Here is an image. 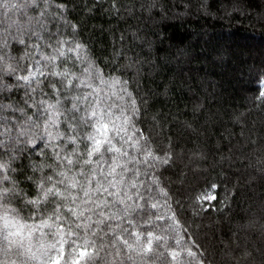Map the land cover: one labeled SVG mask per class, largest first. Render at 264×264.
I'll return each mask as SVG.
<instances>
[{"label":"trees","instance_id":"trees-1","mask_svg":"<svg viewBox=\"0 0 264 264\" xmlns=\"http://www.w3.org/2000/svg\"><path fill=\"white\" fill-rule=\"evenodd\" d=\"M68 6L95 57L124 53L105 73L147 98L143 134L107 161L119 165L120 194L103 233L151 240L137 264H264V0H89L91 15L80 0Z\"/></svg>","mask_w":264,"mask_h":264},{"label":"snow or ice","instance_id":"snow-or-ice-1","mask_svg":"<svg viewBox=\"0 0 264 264\" xmlns=\"http://www.w3.org/2000/svg\"><path fill=\"white\" fill-rule=\"evenodd\" d=\"M71 2L0 0V264H137L153 249L138 232L131 243L127 232L103 233L120 194L119 165L107 161L143 134L147 98L105 73L125 55L95 57L68 18Z\"/></svg>","mask_w":264,"mask_h":264},{"label":"rangeland","instance_id":"rangeland-1","mask_svg":"<svg viewBox=\"0 0 264 264\" xmlns=\"http://www.w3.org/2000/svg\"><path fill=\"white\" fill-rule=\"evenodd\" d=\"M260 85H261L262 89L264 90V82H261ZM247 179H251V178L248 176ZM256 249L258 250V253H261V252H263L264 247L259 245V246H257Z\"/></svg>","mask_w":264,"mask_h":264}]
</instances>
